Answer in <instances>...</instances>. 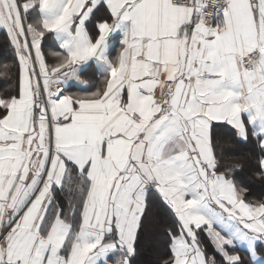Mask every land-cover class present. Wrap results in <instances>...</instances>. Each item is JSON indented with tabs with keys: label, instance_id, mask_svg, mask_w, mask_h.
<instances>
[{
	"label": "snow or ice",
	"instance_id": "6c2138e0",
	"mask_svg": "<svg viewBox=\"0 0 264 264\" xmlns=\"http://www.w3.org/2000/svg\"><path fill=\"white\" fill-rule=\"evenodd\" d=\"M0 30V264H139L150 230L151 264H264V0H0Z\"/></svg>",
	"mask_w": 264,
	"mask_h": 264
},
{
	"label": "trees",
	"instance_id": "16d2710c",
	"mask_svg": "<svg viewBox=\"0 0 264 264\" xmlns=\"http://www.w3.org/2000/svg\"><path fill=\"white\" fill-rule=\"evenodd\" d=\"M6 39V33L3 30H0V63H3L8 59V57L4 55L6 52ZM47 59L51 63L54 60V58L50 55L47 56ZM162 242L163 238L159 232L150 230L142 241L143 250L139 258V264H151Z\"/></svg>",
	"mask_w": 264,
	"mask_h": 264
},
{
	"label": "crops",
	"instance_id": "0c3cea01",
	"mask_svg": "<svg viewBox=\"0 0 264 264\" xmlns=\"http://www.w3.org/2000/svg\"><path fill=\"white\" fill-rule=\"evenodd\" d=\"M47 50L48 51L55 50L54 47L52 46L51 42H49ZM110 54L112 56H115L116 55V50L112 49L110 51ZM48 62L51 63L49 60H48ZM86 76L91 79L92 82L90 84L81 85L79 82L70 81L69 82L70 90L73 91V92H76V91H92V90H94L95 89V85H98L100 80L102 79V71H101V69L99 67H97L95 64H93L92 65V69L88 73H86Z\"/></svg>",
	"mask_w": 264,
	"mask_h": 264
}]
</instances>
